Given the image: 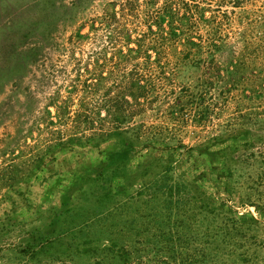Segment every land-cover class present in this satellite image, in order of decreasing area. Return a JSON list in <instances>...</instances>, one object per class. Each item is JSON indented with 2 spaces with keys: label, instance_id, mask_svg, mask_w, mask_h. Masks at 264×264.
Wrapping results in <instances>:
<instances>
[{
  "label": "rangeland",
  "instance_id": "rangeland-1",
  "mask_svg": "<svg viewBox=\"0 0 264 264\" xmlns=\"http://www.w3.org/2000/svg\"><path fill=\"white\" fill-rule=\"evenodd\" d=\"M169 5L184 30L174 42L158 27ZM37 7L43 0H0V30L34 27ZM61 18L51 37L27 43L43 46L37 58H0V264H123L113 243L128 264H264V0H85L76 20ZM110 110L128 114L122 128L138 136L114 178L121 190L99 179L66 189L72 170L95 172L125 140L84 139L54 157L50 148L115 126ZM238 135L253 144L229 165L222 154L205 161L195 182L186 161ZM170 163L175 181L200 187L171 207L153 186Z\"/></svg>",
  "mask_w": 264,
  "mask_h": 264
},
{
  "label": "trees",
  "instance_id": "trees-1",
  "mask_svg": "<svg viewBox=\"0 0 264 264\" xmlns=\"http://www.w3.org/2000/svg\"><path fill=\"white\" fill-rule=\"evenodd\" d=\"M85 0H73V5L72 6H60L61 8H57L56 2L54 1L51 2V0H43V5H45L44 8L37 7L38 13L41 14L40 18L39 17H34L35 15L31 16L32 20L34 21V27L30 23L27 22H20L19 24H15L14 26H11L9 30L1 29L0 30V35L4 39L3 42H0V58L4 59H14L17 61L19 58L23 57H28L27 55H30L31 57L37 58L38 55L41 54V51L43 50V46L40 47H35V48H29L27 46V43H29V40L31 38H36L39 34L44 37L45 39L48 37H51L54 34V31L58 27L61 17L63 15H67V18L70 21L76 20L79 10L82 6V3ZM57 8L58 10L61 11L60 16H56V11L54 10ZM56 9V10H57ZM113 11V17L116 18V10L115 8L112 9ZM190 13V11H188ZM33 17L35 19H33ZM177 17V13L174 12L172 5H169L166 7L164 10H162L159 18H158V23H159V29L161 31H165L167 33V38L170 39L171 41H176L179 40L182 37V34L184 30L181 28H177L173 25L175 22V18ZM188 15H184V17L181 19L182 24L186 21H188ZM168 23V24H166ZM164 25H167L168 28H164ZM129 39L130 36H129ZM188 46L189 48H194L198 46L194 40L191 38H188ZM132 52H136V49L133 48ZM138 92L142 95V92L145 91L146 85L142 84L141 82H135L132 84ZM124 101L128 102V100ZM118 104H120V98L117 101ZM124 103V102H123ZM117 104V105H118ZM119 105L117 106V108ZM121 108V107H120ZM111 114L112 118H114V121L117 123L115 126H109L107 128H100V129H94L89 135L85 137H78V136H72L69 138L67 141H59L56 145L52 146L50 148V153L52 157L55 155V149L57 147H66L69 146L72 149L75 147H78L79 143H91L93 145L99 144L101 142H106L111 140L113 137H118L121 138L122 140H125V145L123 144L122 149L120 148L119 150L112 151L111 152V157L109 159H105L106 163L104 166V163L102 165H97L95 168V172L89 171L88 167H84L83 173L79 169L72 170V176L71 180L69 182V186L66 187L72 188L73 191L79 189L83 190L84 189V184L83 181H93V179H99L103 183L106 180L108 187H107V193H112L116 190L120 191L122 187L120 185L116 184L114 181V178L118 177L120 175V172L126 171V169L123 167L124 163L127 161L129 151L135 147V139L133 137H138L134 136L130 137L127 136V131L123 130L122 124L124 123V119L128 118V114L124 113L122 110H110L109 115ZM246 135H238L235 136L233 139L235 140V143H231V146H226V140L222 138H215L210 142L209 144L205 145L203 148L200 149V152H198L199 157H204V160L200 161L201 159L198 158H189L188 161H186L188 165V169L190 170V173L193 175L195 182H198L202 178L207 177V171L205 168V161H208L211 163L212 166V161L211 159L213 156H219V155H224V159L226 160V165H229L227 162L228 157L231 159V155H234L235 149H247L249 148L252 144L253 141L249 140L248 138H245L243 140H240L239 138H244ZM126 138H131V139H125ZM85 139V141H84ZM137 139V138H136ZM90 144V145H91ZM219 145L221 146L219 148ZM99 146V145H98ZM154 147L155 148H160L162 147L161 143L155 141L154 142ZM214 147H218L217 149H212ZM179 148H182V146H179ZM172 151H175L172 149ZM169 156L172 158L173 154H169ZM214 166V164H213ZM110 168H113L111 170V175L110 173ZM228 168H224L222 170V175L227 178V180H230V173L227 171ZM172 164L165 165L163 171L161 172V176H158L159 179L155 184H153L155 188V192H162V196L166 201H170V207L172 206V203L175 201H182L186 198L181 197L184 193L185 196L187 195L188 191V186H195L200 188L198 185H192L191 182L187 184L186 181H175L172 175ZM114 176L112 177V175ZM109 176V177H107ZM101 178V179H100ZM229 187V185L227 186ZM187 200V199H186ZM201 200V199H200ZM197 205L205 211L207 207H209V204L205 202L204 200L200 203H197ZM157 215H162L161 213ZM242 219L244 220H256L255 217L252 215H244L242 216ZM183 220H180L182 222ZM156 222V220H155ZM157 223V222H156ZM159 226V225H158ZM110 250L116 254V257H120L121 261L123 264H128L130 261V256L127 250L124 248L119 247L117 244L113 243V245L109 246Z\"/></svg>",
  "mask_w": 264,
  "mask_h": 264
}]
</instances>
